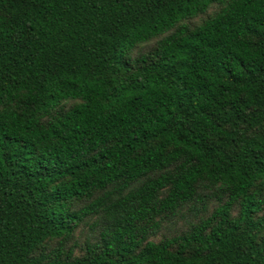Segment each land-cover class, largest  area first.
<instances>
[{
    "label": "trees",
    "instance_id": "obj_1",
    "mask_svg": "<svg viewBox=\"0 0 264 264\" xmlns=\"http://www.w3.org/2000/svg\"><path fill=\"white\" fill-rule=\"evenodd\" d=\"M0 264H264V0H0Z\"/></svg>",
    "mask_w": 264,
    "mask_h": 264
},
{
    "label": "rangeland",
    "instance_id": "obj_2",
    "mask_svg": "<svg viewBox=\"0 0 264 264\" xmlns=\"http://www.w3.org/2000/svg\"><path fill=\"white\" fill-rule=\"evenodd\" d=\"M228 1V0H226ZM224 6L223 4H214L212 6L209 7V9L207 10V12H205L204 14H200L192 19H188L186 21L183 22L184 25L188 26L189 28H194L198 25H200L204 20H206L207 18L213 16L215 13H217L220 8ZM174 32V29L171 30L170 32L155 38L151 41H148L146 43H141L138 46H136L133 51L131 52V56L132 57H136L141 53H147L149 52L152 48L155 47L157 41H159L160 39L164 38L165 36L171 34ZM71 103H67L66 106H69ZM185 228V224L183 221H179V222H175L173 224H165L163 223L162 225H160L159 230L151 236V239L155 240V241H159L160 239L164 238V237H171L173 235H175V233H178L181 231V229ZM90 233H88V230L86 227H81L76 231L75 234V238L79 241L80 244H82L89 236ZM51 245H54V243H50ZM78 251V250H77ZM80 252V251H79Z\"/></svg>",
    "mask_w": 264,
    "mask_h": 264
}]
</instances>
